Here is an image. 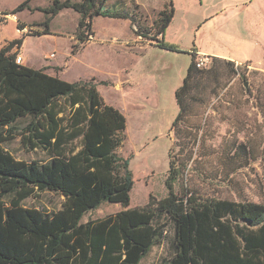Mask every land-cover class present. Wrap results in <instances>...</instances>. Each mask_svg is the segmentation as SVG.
Returning a JSON list of instances; mask_svg holds the SVG:
<instances>
[{
  "label": "trees",
  "instance_id": "1",
  "mask_svg": "<svg viewBox=\"0 0 264 264\" xmlns=\"http://www.w3.org/2000/svg\"><path fill=\"white\" fill-rule=\"evenodd\" d=\"M107 1L53 0L41 9L47 13L43 31L27 35L49 34L51 20L63 9L80 14L76 37L83 44L93 36L96 16L136 24L134 10L124 4L109 9ZM26 8L29 0L11 14ZM158 16L155 25L162 34L173 10L163 9ZM155 40L164 50L180 52ZM21 44L11 40L0 48V264H139L168 226L173 231L171 255L163 264H264V205L201 197L187 184L177 192L187 164L173 154V145L168 152L166 196H150L144 207L127 209L134 181L128 160L117 154L124 142L125 116L103 101L97 90L103 82L96 78L66 82L45 74L43 68L17 65ZM189 55L184 82L174 92L178 113L170 133L183 130L192 90L202 73L197 55ZM23 119L26 125L17 132ZM17 133L27 149L43 151L45 160L26 163L13 158L3 147ZM190 139L195 143L196 138ZM235 153L245 151L238 146ZM39 192L62 196L61 209L46 213L22 204ZM102 202L123 209L80 222Z\"/></svg>",
  "mask_w": 264,
  "mask_h": 264
},
{
  "label": "rangeland",
  "instance_id": "2",
  "mask_svg": "<svg viewBox=\"0 0 264 264\" xmlns=\"http://www.w3.org/2000/svg\"><path fill=\"white\" fill-rule=\"evenodd\" d=\"M25 1L27 0H0V46L4 45L6 39L23 42L25 34L43 31L44 27L41 24L47 13L41 9L49 7L53 0H29V8L11 14ZM120 1L121 4L125 3ZM142 1L152 12L145 13L147 16H134L136 21L134 28L128 20L94 17L92 30L97 31V37H106L108 43L101 46L92 44L87 48L85 47L87 43L80 44L76 37L80 14L63 9L51 20L49 34L25 37L28 41L23 54L28 55L32 65H35L33 68L37 67L34 69H40L38 67L41 63L45 74L48 75L50 72L49 74L52 73L66 82L89 80L93 76L97 82L109 78L114 80L113 78H116L114 73L126 67L130 60L120 49L125 47L124 41L135 39L155 45L157 44L155 39L159 40L155 25L159 19L158 0ZM112 7V3L107 1L106 8ZM183 17L178 13L177 18H173L169 37H174L173 39L181 46H189L192 36L195 35L191 25L196 20ZM18 24L26 27L27 32L23 34L17 31ZM136 34H140L141 38L136 39ZM51 53L54 54V58L48 59ZM151 53L148 51L142 58L134 60L136 68L132 77L136 78L138 83L136 85L124 83L122 86L126 93L116 91L105 83L98 87V92L106 102L113 106L118 104L120 108L124 107L126 110L125 118L128 123L126 134L117 154L130 159L128 169L134 181L127 209L144 207L150 195L156 199L166 196V174L163 171L167 167L168 151L165 146L168 142L169 147L173 145V154L180 163L187 164L180 183L177 182L178 185H175L177 192L187 184V187H191L201 197L264 205V66L252 67L236 63L231 66L224 62L213 63L209 58L204 68H198L202 73L198 75L197 87L192 90L193 98L188 103L183 130L179 133H170L169 130L165 135L168 142L166 138H158L151 142L147 141L148 135L136 136L143 123L142 117L148 118V115L144 114L147 110L139 106L152 105L151 112L154 118L151 123L159 122L161 134L171 127L177 115L176 110L178 113L174 85L178 73L184 76L185 69L182 68L187 59L182 56L170 62L169 66H165L170 67V70L166 71L168 73L166 79L153 85V82H146L148 79L140 72L142 66H149L150 62H154ZM144 86L145 92L151 94L148 102H145V94L141 97L144 100L139 97V91L141 89L143 93ZM26 120L19 121L17 132H21L25 127ZM159 127L156 128L157 135ZM190 137L196 138L195 143L191 144ZM21 140L22 137L17 133L4 144L3 148L19 161L31 163L45 160L43 151H30ZM143 140L144 144L148 143V148L133 156L136 150L133 149L134 143ZM238 146H242L245 154L236 155L235 149H238ZM149 153L154 155L155 160L146 156ZM232 170L235 171L231 175ZM63 201L64 198L57 193L39 192L34 197L24 200L22 204L26 208L34 207L51 213L59 211ZM122 209L120 204L102 202L96 210L82 216L80 222L95 221L114 215ZM172 235L173 231L168 226L164 237L155 243L139 264H163L164 260L169 259Z\"/></svg>",
  "mask_w": 264,
  "mask_h": 264
},
{
  "label": "crops",
  "instance_id": "3",
  "mask_svg": "<svg viewBox=\"0 0 264 264\" xmlns=\"http://www.w3.org/2000/svg\"><path fill=\"white\" fill-rule=\"evenodd\" d=\"M109 1L115 7L121 5L120 0H108V2ZM122 1H125L124 6H129V9H131V11H133L132 8H136V10L134 9L133 16H147V14L145 13H148L149 11L152 12L142 0ZM157 3L160 7L158 8L159 12L163 9L173 10V17L165 32H163L162 34H157L159 36V41H164L165 44L174 46L175 48L180 50V52L164 50L163 48L158 47L157 44L150 45L147 42L136 41L135 39H127L126 41H124L123 46L125 47L120 49L122 50V52H124V55L131 61L129 60L126 67L117 71V73H114V75L116 76V78H113L114 80L109 78L102 81L110 88L112 87L116 91H122L126 93L122 86L124 83L129 82L136 85L138 81L136 78L132 77V73H134V69L136 68L134 60L137 58H142L143 56H145V54H147L148 51L152 52L151 54L154 62H150L149 66H142L140 72L143 75L145 74L144 76H146V78L148 79L145 81L153 82V85L158 84V82L160 81L163 82L166 79V76L168 74L166 71L170 70V67L165 68V66H169L170 62L176 61L177 59H179L178 57L182 56L187 58L184 67L182 68L185 69V74L184 76H180L182 73H178V78L174 85V92L176 88L180 87L184 82V79L186 77V70L187 68H189V65L191 63V56L189 55L190 53H195L197 55V58L205 56L208 58L213 57L216 59L229 60L230 62H234L236 64H247L252 67L264 66V0H158ZM178 13L184 16L183 19L196 20L195 23L191 25L193 27L192 29L195 30V35L194 37L192 36V40L189 46H181L179 42H176L175 39H173L174 37H169V28L172 24L173 18H177ZM130 25H132L131 22ZM134 26L135 25H132L133 28ZM96 33L97 31L93 29V36H91L90 40L87 42V45L85 46L86 48L92 44L101 46L108 43V39L106 37H97ZM25 37H28L27 34H25L23 37L24 40L19 47V53L24 59L23 65L29 66V68H33V66L35 65H32V61L30 60L28 55L23 54L26 43L28 41ZM138 37L140 36H137L136 39H139ZM11 40L13 39H6L4 41V45ZM79 43L82 44L80 41ZM3 46H0V48ZM168 57H172V59H167ZM41 65L42 64L40 63L38 68H43V66ZM49 73V76H53L52 73ZM90 78L96 77L93 76ZM98 82L102 83L101 81ZM99 85L100 84H98L97 86V90ZM143 89V93L140 89L139 97L141 99V97L145 94V102H148V100L150 99L149 95L151 94L149 92H145V86ZM102 98L104 99V97ZM105 100L106 99H104L103 101L106 104L111 105V103L106 102ZM111 107L119 110L126 117V110H124V107L120 108L118 104L116 106L111 105ZM139 108H145L147 110V112L144 114L148 115L147 117L149 118V120L148 118L145 119L142 115L143 123H141L140 131L138 132V134H136V136L144 137V135H148L147 141L151 142H154V140L158 138L165 139V135L169 132L170 127L161 134L160 132L162 131L159 127V122L158 124L154 121L151 123L152 119L154 118L153 112H151L153 110L152 105H140ZM176 114L177 110L175 112V115ZM127 124L128 123L126 121V126ZM158 127L159 132L157 135L156 128ZM133 146V149H136L133 153V156H136L139 155L140 151L148 148V143L144 144L143 140L140 143H134ZM168 147L169 142L165 146V148H167V151L169 152L170 147ZM168 152L166 153L167 167L163 171L165 172V174L167 172V168H169ZM146 156L155 160L152 153H149ZM128 163H130V159L128 160Z\"/></svg>",
  "mask_w": 264,
  "mask_h": 264
},
{
  "label": "built area",
  "instance_id": "4",
  "mask_svg": "<svg viewBox=\"0 0 264 264\" xmlns=\"http://www.w3.org/2000/svg\"><path fill=\"white\" fill-rule=\"evenodd\" d=\"M17 31H19V32H21V33L24 34V32H27V28L26 27H23L21 30L18 29ZM90 38L91 37H89V39ZM138 38L140 39L141 37H138ZM47 58L48 59L54 58V54L51 53L50 55H48ZM208 61H209V58L208 57H205V56H201V57L197 58V60H196V66H197V68H199V69L204 68L207 65ZM15 62H16L17 65H23L24 64V59L20 55L19 49L16 50Z\"/></svg>",
  "mask_w": 264,
  "mask_h": 264
}]
</instances>
